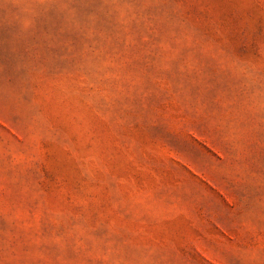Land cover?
Returning a JSON list of instances; mask_svg holds the SVG:
<instances>
[{"label":"rangeland","instance_id":"374dc122","mask_svg":"<svg viewBox=\"0 0 264 264\" xmlns=\"http://www.w3.org/2000/svg\"><path fill=\"white\" fill-rule=\"evenodd\" d=\"M0 264H264V0H0Z\"/></svg>","mask_w":264,"mask_h":264}]
</instances>
